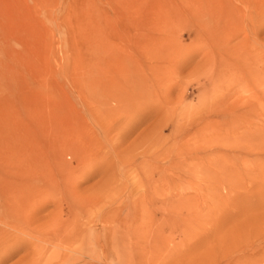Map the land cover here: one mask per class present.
<instances>
[{
    "label": "rangeland",
    "instance_id": "374dc122",
    "mask_svg": "<svg viewBox=\"0 0 264 264\" xmlns=\"http://www.w3.org/2000/svg\"><path fill=\"white\" fill-rule=\"evenodd\" d=\"M251 1L0 0V264H264Z\"/></svg>",
    "mask_w": 264,
    "mask_h": 264
},
{
    "label": "bare ground",
    "instance_id": "6f19581e",
    "mask_svg": "<svg viewBox=\"0 0 264 264\" xmlns=\"http://www.w3.org/2000/svg\"><path fill=\"white\" fill-rule=\"evenodd\" d=\"M261 1L262 0H253V2H252V9H255V10H257V13L260 11H263L264 12V1L261 3ZM242 2H243V0H242ZM255 5H256V7H255ZM156 7V6H155ZM229 7V6H228ZM227 10H229V11H227V24H226V27H225V30H226V32H227V38L231 35V34H234L233 32L237 29V28H239V26L238 27H235L234 25H235V23H237V22H235V19L237 18L236 16H237V14L239 13V10H238V8H236L235 6H233V5H230V9L228 8ZM248 15H249V18L251 19H253L254 17H253V14H252V12L250 11L249 13H248ZM257 15V17L259 18V15H261V13L260 14H256ZM255 15V16H256ZM192 18V17H191ZM238 19V18H237ZM235 22V23H234ZM256 23V19L254 20V24ZM253 23H251L250 24V26H249V30L250 31H253V32H255L256 34H257V32H258V30H260V27H259V25L256 27L255 25L257 24H255L254 25ZM217 35H218V32H217ZM224 35H226L225 33H224ZM226 38V39H227ZM243 40H241V42H242ZM240 42V43H241ZM263 57V56H262ZM264 59V58H263ZM264 61V60H263ZM264 63V62H263ZM262 67H264V64H263V66ZM263 69V68H262ZM11 88V87H10ZM20 93V92H19ZM13 94V93H12ZM141 97V96H140ZM264 97V96H263ZM143 99V98H142ZM143 101V100H142ZM146 104V103H145ZM141 105V104H140ZM228 114V113H227ZM249 132H251V131H249ZM248 133V132H247ZM68 154H69V152H68ZM22 159H23V157H22ZM24 163V162H23ZM60 164V163H59ZM27 165V164H26ZM26 165H24V166H26ZM28 166V165H27ZM30 166H32V165H30ZM46 166V165H45ZM35 170H36V166L34 167V166H32ZM38 167V166H37ZM64 167V166H63ZM25 168V167H24ZM26 170V169H25ZM41 172H39V174H40V176H41V178L42 179H40L41 181H43V183L44 184H46V181H48L52 186L56 183V182H54V180H52L50 177H51V175H52V169H51V171H49V170H47V171H45V170H40ZM36 177V176H35ZM37 179V178H36ZM52 182H53V184H52ZM55 187H57V186H54V188ZM47 189V188H46ZM65 238V237H64Z\"/></svg>",
    "mask_w": 264,
    "mask_h": 264
}]
</instances>
